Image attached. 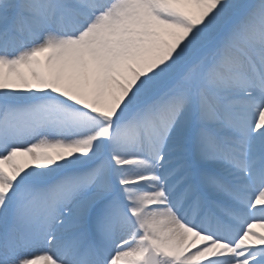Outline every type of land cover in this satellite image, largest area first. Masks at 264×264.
<instances>
[{
  "label": "snow or ice",
  "instance_id": "obj_1",
  "mask_svg": "<svg viewBox=\"0 0 264 264\" xmlns=\"http://www.w3.org/2000/svg\"><path fill=\"white\" fill-rule=\"evenodd\" d=\"M0 264H264V0H0Z\"/></svg>",
  "mask_w": 264,
  "mask_h": 264
}]
</instances>
